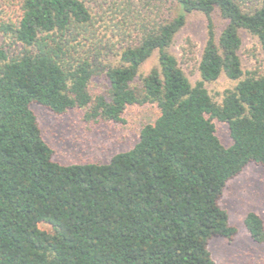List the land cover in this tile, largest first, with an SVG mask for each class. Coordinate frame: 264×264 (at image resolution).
<instances>
[{
	"label": "trees",
	"instance_id": "obj_1",
	"mask_svg": "<svg viewBox=\"0 0 264 264\" xmlns=\"http://www.w3.org/2000/svg\"><path fill=\"white\" fill-rule=\"evenodd\" d=\"M193 12L206 37L191 83L169 47ZM240 30L264 52V0H0V264H216L211 239L237 232L224 188L264 167V72L243 70ZM221 75L236 83L217 100L205 84ZM144 104L155 117L101 163L54 160L33 112L120 122ZM243 226L264 244L259 214Z\"/></svg>",
	"mask_w": 264,
	"mask_h": 264
},
{
	"label": "rangeland",
	"instance_id": "obj_2",
	"mask_svg": "<svg viewBox=\"0 0 264 264\" xmlns=\"http://www.w3.org/2000/svg\"><path fill=\"white\" fill-rule=\"evenodd\" d=\"M214 21L219 31L225 22L218 15L214 16ZM239 34V58L243 70L258 67L264 72V52L256 37L245 30H240ZM205 37V18L201 13L193 12L187 15L185 25L169 47L191 83L199 79L197 65ZM155 54L141 66V73H146L156 64ZM235 83L221 75L205 86L215 99L220 100L223 91ZM91 87L92 90L102 89L103 82L94 80ZM33 109L42 136L53 149V159L63 164L107 162L114 154L131 148L137 140L141 125L151 121L157 114L152 104L132 105L122 113L123 120L120 122H88L83 119L79 109H71L60 115L40 106H34ZM214 125L220 139L228 143L226 125L219 121H214ZM220 205L229 213V219L237 232L231 241L220 237L211 239L210 250L215 263L264 264V244L253 241L243 226V218L248 211L256 212L264 221V167L252 163L246 165L227 182Z\"/></svg>",
	"mask_w": 264,
	"mask_h": 264
}]
</instances>
